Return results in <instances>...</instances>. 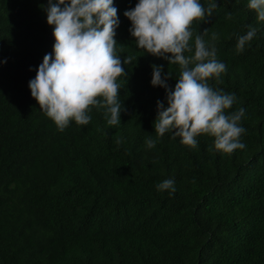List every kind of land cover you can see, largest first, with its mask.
I'll return each mask as SVG.
<instances>
[{"label":"trees","instance_id":"trees-1","mask_svg":"<svg viewBox=\"0 0 264 264\" xmlns=\"http://www.w3.org/2000/svg\"><path fill=\"white\" fill-rule=\"evenodd\" d=\"M0 264H264V0H0Z\"/></svg>","mask_w":264,"mask_h":264}]
</instances>
